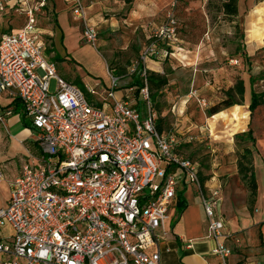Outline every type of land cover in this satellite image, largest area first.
I'll return each mask as SVG.
<instances>
[{
	"label": "built area",
	"instance_id": "2783aa9c",
	"mask_svg": "<svg viewBox=\"0 0 264 264\" xmlns=\"http://www.w3.org/2000/svg\"><path fill=\"white\" fill-rule=\"evenodd\" d=\"M11 1L0 0V16ZM17 1L26 23L0 35V95L19 101L40 153L9 181L0 229L9 227L11 234L0 241V264H162L169 210L183 181L201 198L211 255L217 264H236L218 215L220 191L207 194L198 163L177 154L179 141L158 128L145 65L158 57L160 44H173L174 16L153 30L140 60L129 67L128 76L143 67L139 103L116 98L120 77L111 73L106 97L88 101L58 75L39 38L37 16L47 0ZM86 10L85 0H72L82 40L95 46L98 32ZM14 111V104L6 107L0 124ZM6 180L0 168V183Z\"/></svg>",
	"mask_w": 264,
	"mask_h": 264
},
{
	"label": "rangeland",
	"instance_id": "374dc122",
	"mask_svg": "<svg viewBox=\"0 0 264 264\" xmlns=\"http://www.w3.org/2000/svg\"><path fill=\"white\" fill-rule=\"evenodd\" d=\"M118 1L120 3L117 0L101 1V17L108 24L103 30L96 27L98 39L95 46L84 41L83 44H76L69 34L64 48L54 13L49 15L52 28L40 19L43 28L53 30L50 48L54 51L48 59L56 64L58 75L80 88L88 101H98L106 97L104 81L107 69L120 77L116 91H123L127 96V89H132L128 97L139 103L137 87L133 86L134 76L127 75L129 67L140 60L145 46L149 44L148 36L152 29L164 25L170 15L174 16L177 24L174 45L160 44L161 54L157 59L153 58L156 63L147 61L145 65L147 71L160 73L168 79V85L157 94L155 100L152 99L158 125L161 123L163 134L176 137L179 153L198 162L204 176L213 175L224 166H237L240 146L234 138L229 141L239 133L241 125L240 119L231 111L235 106L210 118L207 111L226 98L225 91L232 88L238 79L245 83L244 106L239 107L249 105L251 78L255 79L256 92L264 93V17L256 13V17L253 16L254 9L250 8L232 20L223 12V4L227 0ZM256 3V8H264V1ZM87 18L93 24L89 16ZM71 19L82 33L83 24L74 21L72 16ZM252 39H255L253 43ZM88 87L94 89L97 95L91 96ZM54 88L55 81H52V90ZM241 112L243 114V110ZM249 129L254 131L256 140L263 137V106L255 110ZM31 147L33 156L18 154L15 145L11 147L10 140H6V133L0 126V168L6 179L13 172L17 173L24 164H32L38 158V147ZM253 150L255 168V158H261V153L257 144ZM258 176L260 187L264 189V168L260 167ZM238 180L247 193L242 208L253 216L257 210L253 205L256 197H251L248 184L240 175ZM5 190L6 186L1 185L0 207L5 204ZM10 232L9 227L0 229L1 236ZM244 241L247 250L248 243L246 239ZM240 245L243 246L242 241Z\"/></svg>",
	"mask_w": 264,
	"mask_h": 264
},
{
	"label": "crops",
	"instance_id": "0c3cea01",
	"mask_svg": "<svg viewBox=\"0 0 264 264\" xmlns=\"http://www.w3.org/2000/svg\"><path fill=\"white\" fill-rule=\"evenodd\" d=\"M48 1L49 0H47V5L43 12L37 16L39 38L46 44L47 56L51 55V53L54 51L50 48V45L53 44V41H50V39L53 38V30H46L43 28L40 24V19L46 21V25L49 28H52L51 19L49 16L52 13H54L53 16H55V24L61 32L63 46L65 44L66 37L69 39V34L72 36V38H74L76 44H83L82 33L79 30V26L73 23L71 19L72 0ZM101 1L102 0H85V3L87 2V17L89 16V19L94 24L95 28L98 27L103 30L104 27L107 26L106 24H108V22L101 17L102 14L100 12L103 9ZM154 1L157 2V0ZM117 2L120 3L118 0ZM17 4V0L9 2L5 12L0 16V35L2 33L17 32L24 27L26 23V17L23 13L17 10L19 7ZM256 4V0H238V15L251 8L254 9L253 16L256 17L255 12L257 10H264V8H256ZM258 4H261V2ZM158 28H160V26H156L152 30ZM254 31L255 29L253 32ZM151 34L148 36L149 40L151 38ZM254 40L255 39H252L251 42L253 43ZM162 53H164V51H162ZM66 54H68V52H66ZM160 54L161 52H159V55ZM155 59H157V57L154 58V60ZM148 61L151 63H156L153 61V59H149ZM109 85L110 72H108L106 69V81H104V87L106 90ZM127 90L128 96L130 89ZM115 96L117 99H122L126 96V94L123 91H116ZM250 102L251 91L248 101L249 105L246 104L244 107L247 111L244 110V108L239 107L241 108V111L243 110L244 119H241V122H243L245 125V130L240 131V133L247 131L251 124L252 117L251 112L249 111ZM14 103L15 100L11 99L8 95H0V114H2L6 107ZM238 106H244V104ZM232 110H234V108H232ZM247 113H249L248 121L245 118ZM0 126L3 127L6 133V140H10L11 147H13V144L15 145L18 154L21 152L26 153L28 157L33 156L31 145H35L37 147L33 135L34 131L33 129L25 128L23 126L21 116L19 114L12 116L8 119L5 125L0 124ZM235 135H233L231 140L229 139L230 142L233 140ZM12 142L14 143L12 144ZM256 144L257 149L261 153V158H255V173L258 183V191L257 196L253 201V205H255L257 209L253 216H251L246 210H244V208H242L245 203L247 193L244 186L238 180L239 174L236 165L221 167L219 170L213 173L211 181L205 185L207 194L209 196H211L217 190L220 191L221 204L218 209V215L224 221L225 233L230 236L227 241L228 245L235 248L234 255L230 260L232 263L236 264H264V189H261L258 181L259 169L260 167L264 168V135L263 137H260L256 140ZM8 162H10V160H8ZM14 173L15 172H13V174L7 178L5 182L0 183V186L3 185L7 188V190H5V204L0 208H4L7 204L10 191L9 181L18 172L15 174ZM194 188V185H191L187 181L181 182L178 187L177 197L173 200L169 210L170 218L167 228H169L170 233L162 247V264L218 263L216 257L210 253L212 243L206 238L207 226L205 213L202 207L201 198L196 194ZM180 196H182L184 203L182 212H180ZM10 234L11 233L3 236L0 235V241H6ZM244 238L248 243L247 250H245ZM236 240L242 241L243 248L241 245L237 246L235 244Z\"/></svg>",
	"mask_w": 264,
	"mask_h": 264
},
{
	"label": "trees",
	"instance_id": "16d2710c",
	"mask_svg": "<svg viewBox=\"0 0 264 264\" xmlns=\"http://www.w3.org/2000/svg\"><path fill=\"white\" fill-rule=\"evenodd\" d=\"M258 3L263 2L264 0H256ZM238 0H227L223 4V12L224 14L229 17L230 19L234 20V18L238 17V9H237ZM255 13L264 17V10L259 9ZM143 67L140 66V69L137 74L134 75V82L133 86L137 87V93L140 88L144 86L143 80L140 78V72L142 71ZM147 82L149 86V90L151 93V98L155 100L157 94L168 85V79L166 76L161 75L160 73H155L153 71H147ZM251 82V102L249 106V111L251 112V117L255 113V110L263 106L264 107V93H258L254 89L255 79L250 80ZM85 90V86L82 87ZM244 95H245V83L242 79H238L236 84L225 91V99L222 100L220 103L214 105L207 111L208 117H212L226 109L234 107L233 112H235L236 116L242 121L244 119V115L241 113V110L238 105H242L244 102ZM14 115L19 114L21 116V121L25 128L33 129L31 124L25 118L24 114L22 113V107L18 100L14 103ZM246 118V116H245ZM159 131L162 132L161 123L158 125ZM245 130V125L241 122L239 127V133L234 136V141L237 145L240 146L238 149V161H237V168L238 174L241 176L243 181H246L251 193V197H256L258 191V183L254 168V161H253V148L256 146V137L254 135V131L249 129L245 132H241ZM177 154L179 153V148L176 149ZM182 156V155H181ZM195 162V161H194ZM198 163V162H196ZM198 174L201 180V184L205 186L209 181H211L213 175L204 176L200 164L198 163ZM255 199H253L254 201ZM180 212H182L184 208L183 198L180 196Z\"/></svg>",
	"mask_w": 264,
	"mask_h": 264
}]
</instances>
